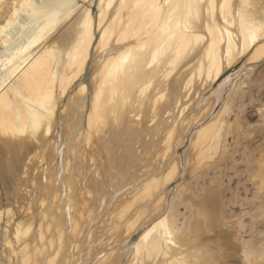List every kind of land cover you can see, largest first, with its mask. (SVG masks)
<instances>
[{"label":"bare ground","instance_id":"6f19581e","mask_svg":"<svg viewBox=\"0 0 264 264\" xmlns=\"http://www.w3.org/2000/svg\"><path fill=\"white\" fill-rule=\"evenodd\" d=\"M76 1L16 5L29 27L0 63V264H224L240 245L217 181L183 196L186 233L169 211L234 128L223 116L243 63L225 68L264 60V0H94L30 57ZM257 163L261 187L264 150Z\"/></svg>","mask_w":264,"mask_h":264},{"label":"rangeland","instance_id":"374dc122","mask_svg":"<svg viewBox=\"0 0 264 264\" xmlns=\"http://www.w3.org/2000/svg\"><path fill=\"white\" fill-rule=\"evenodd\" d=\"M43 1L47 3L48 0H29V4H33L34 6L39 4L42 7ZM84 1L77 0L75 2L74 11L71 16L73 18L70 17L43 44L38 45L35 48L36 50H32L33 54H30V57L41 51L42 48L44 49V45H48L52 41V38H54L53 36H59L65 30V27L71 24V22L73 23V20L77 18L83 9H94L92 4L94 0ZM18 2L20 0H0V27L6 24L5 22H7L9 14L15 11L12 23L6 27L4 32L0 33V63L1 66L4 64L3 68L6 69L8 65H5V60L7 61L8 55L13 53L14 49L23 43L26 35L25 30L29 27V22L24 16V11L17 10L18 7L16 5ZM46 3L43 5L44 9L47 8ZM70 5L73 6L74 4ZM15 24H19L18 26H22L23 29L21 28L22 30L18 29L17 31V28H14ZM63 25L65 26L63 27ZM2 40H6L8 42L7 45H1ZM246 52L244 55L241 54L240 58L237 57L238 60L236 59L237 61L233 62L234 66L229 65L225 68L227 71L242 67V70L234 78V83H236L235 89L226 106L225 117L223 116L224 124L233 126L234 128L227 134L225 133V135L222 130L223 136L220 139V148L214 156L215 160L194 171V174H189L187 178H184L185 180L180 184V188L182 189L176 194L175 201L169 211V228L183 234L186 233L190 212L188 203L184 200L183 196L189 194L191 197H197L205 188L217 181L220 189V214L226 224L235 228L236 235L234 239L240 245L237 248L239 250H237V256H232L229 260L227 259L224 264H247L253 258V255L250 253L254 251L264 253V184L260 187L257 179L253 177L258 164V156L264 150V60L262 59L259 61L260 63L252 65L251 62L246 61V57L249 56V53L247 52V54ZM242 63L243 65H241ZM188 65V67L185 66L184 68L189 69L190 64ZM238 65L241 66L238 67ZM249 65L250 67L253 66V68L247 71V68L250 69ZM244 67L245 70L243 69ZM185 69L184 72L186 71ZM1 72L2 70H0V80L5 76V73H3L4 69L2 72L4 76L1 75ZM199 82L200 80H197L194 87L196 85L199 86ZM203 91L206 92V90ZM203 91L202 93H205ZM195 125L197 124L194 123L192 127ZM85 148L86 151H89L88 147ZM27 189L29 191V187ZM128 197L127 195L125 196V198ZM21 215L20 213L18 214V220H25L28 217L27 212L26 214L21 213ZM105 235L102 237L100 245L105 242L111 243L113 236L111 234ZM1 250L2 247H0V259L3 260H0V263H4L7 255L2 256L5 253ZM246 253H249V257L247 260H243L242 257ZM4 256L6 257L4 258ZM9 257L10 260L14 258L12 255ZM262 259L264 260V256ZM13 260L9 261V263H12Z\"/></svg>","mask_w":264,"mask_h":264}]
</instances>
